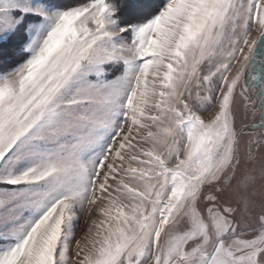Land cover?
I'll return each instance as SVG.
<instances>
[{
  "label": "snow or ice",
  "instance_id": "1",
  "mask_svg": "<svg viewBox=\"0 0 264 264\" xmlns=\"http://www.w3.org/2000/svg\"><path fill=\"white\" fill-rule=\"evenodd\" d=\"M0 264H264V0H0Z\"/></svg>",
  "mask_w": 264,
  "mask_h": 264
},
{
  "label": "rangeland",
  "instance_id": "2",
  "mask_svg": "<svg viewBox=\"0 0 264 264\" xmlns=\"http://www.w3.org/2000/svg\"><path fill=\"white\" fill-rule=\"evenodd\" d=\"M82 227H83V221H81Z\"/></svg>",
  "mask_w": 264,
  "mask_h": 264
}]
</instances>
